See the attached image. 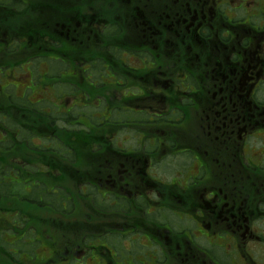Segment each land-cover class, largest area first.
<instances>
[{
	"label": "flooded vegetation",
	"instance_id": "1",
	"mask_svg": "<svg viewBox=\"0 0 264 264\" xmlns=\"http://www.w3.org/2000/svg\"><path fill=\"white\" fill-rule=\"evenodd\" d=\"M45 58L70 67L48 84L70 83L69 112L107 106L68 124L97 135L82 154L27 113L49 114ZM31 180L87 196L61 214ZM64 263L264 264V0H0V264Z\"/></svg>",
	"mask_w": 264,
	"mask_h": 264
},
{
	"label": "rangeland",
	"instance_id": "2",
	"mask_svg": "<svg viewBox=\"0 0 264 264\" xmlns=\"http://www.w3.org/2000/svg\"><path fill=\"white\" fill-rule=\"evenodd\" d=\"M32 65H33L32 70L35 72V74L36 75L41 74L40 76H42V77L37 76L36 78L33 77L31 79L30 86L32 88L30 89V91H32V92L37 91V90L44 91L45 88H46L45 85L48 83L49 79L48 78H44L43 74L47 72L48 75H54L56 73L55 69H57L58 66H57L56 62H54V60L53 61H49V60L39 61V62H35ZM26 69H29V65L25 66V70ZM110 74L111 73L108 71V79L109 80L112 79V75H110ZM36 80L39 81V84L37 83ZM56 87H61L62 88L61 93H60V90L57 89ZM55 88L56 89L49 88V90H45L46 92H44V93L47 94L51 98L50 103L53 105L52 106L53 108L55 107L54 110H53V112L55 113V116L59 117V118H65L67 116V111H69V108L72 106V104L75 103V98L73 97V94H71V92H70L72 89L68 88L65 84L57 83L55 85ZM42 91H40V92H42ZM44 93L40 94L39 92H36V93L32 94L31 97H35V98L41 99V98H43ZM93 102H95V101H93ZM80 103L84 104L83 101H80ZM45 104L48 106L47 102H45ZM93 108L92 107H86V108H84V110L89 111V112L95 111V109L99 108V106H97V103H95V106ZM75 109L76 110H81L80 107H75ZM102 110L104 111L105 115H106V113L109 115L107 106L105 108L102 107ZM133 113L134 112H127L124 109H120V110H118L116 112L115 116H116V118L124 117V116L131 118L132 115H127V114H133ZM68 115H73V114H68ZM95 115L98 116V113H96ZM127 134H129V133H127ZM121 137H123L122 133H120L118 135L119 139H121ZM63 153L68 155L64 149H63ZM157 169L161 171V170H165V167L161 166V165H158ZM42 191H43V188H42L41 185H38V187L35 186L33 188V193H32L34 199H35V195L36 194L37 195H41ZM53 198L55 199L56 202H58L59 194L55 193ZM30 209L32 210V209H34V207H31ZM172 216L173 217L176 216L178 221H181V218L177 214H175V213L173 214L172 213ZM40 237H41V235H40ZM51 244L52 245H57L58 244V240H53L52 239V243ZM48 252H49L48 248H44L43 247V253L44 254H48ZM25 256L27 257V259L28 258H32L30 254H27Z\"/></svg>",
	"mask_w": 264,
	"mask_h": 264
},
{
	"label": "trees",
	"instance_id": "3",
	"mask_svg": "<svg viewBox=\"0 0 264 264\" xmlns=\"http://www.w3.org/2000/svg\"><path fill=\"white\" fill-rule=\"evenodd\" d=\"M13 53H18V51H14ZM32 56H34V55L28 54L26 59L29 60V59H31ZM35 112H38V113H35ZM27 113H28L29 116H32V113H33L36 117H38V119H40L42 121L43 124H45V126H48L50 128L49 132H55V134H53V135H58V138L61 141H63L66 146H71L69 144V142H68L69 141V138H66V136H69L68 130L61 129L60 127H57V125H55L56 122L51 117L47 116V114H45L44 112L39 111V110H35V109H32V110L29 109V110H27ZM49 125H52V126L50 127ZM74 133L75 132H73V134ZM49 134H51V133H49ZM111 144H112V141H110L108 143V145L110 146V148H111ZM90 152L92 153L91 148H90ZM65 182H67V179H64L63 181H62V179H60V184L61 185L62 184L64 185ZM63 190L64 191H61L63 193H60L59 194V200L58 201L60 202V206H58L56 208L60 211V213H62L63 211H65L67 213L68 212V209H66V207H64V205H62V204L63 203H69L70 199H72V197L74 195H72L71 193H69V190H67V189H63ZM44 201L47 202V199L45 198ZM59 224H66V222L65 221H60ZM46 233H50V231H45V234Z\"/></svg>",
	"mask_w": 264,
	"mask_h": 264
}]
</instances>
